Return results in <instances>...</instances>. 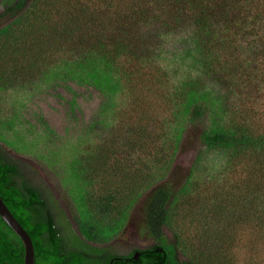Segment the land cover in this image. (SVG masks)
<instances>
[{"label":"trees","instance_id":"16d2710c","mask_svg":"<svg viewBox=\"0 0 264 264\" xmlns=\"http://www.w3.org/2000/svg\"><path fill=\"white\" fill-rule=\"evenodd\" d=\"M0 5V38L11 30L22 38L8 59L16 64L9 73L77 77L105 94L127 135L146 130L166 135L170 129L164 125L175 124V151L185 130L199 127L197 138L205 148L227 152L222 166L227 178L218 181L213 199L225 197L230 224L223 233L214 231L213 239L202 235L205 246H199L205 252L211 250L208 243L214 245L216 264L242 263L231 251L239 247L245 264H264V0H0ZM157 35L183 45L173 57L190 75L178 84L156 63ZM221 80L244 90L235 110ZM4 142L0 138V197L29 233L35 264L107 262L118 253L107 243L142 193L140 226L154 243L133 248L127 254L132 264H204L179 259L180 237L163 232L193 170L177 187L164 179L167 166L146 188L126 187L125 197L115 188L94 198L84 192L73 203V234L55 200L32 180L31 166ZM221 242L229 254L217 252ZM23 258L20 237L0 216V264H23Z\"/></svg>","mask_w":264,"mask_h":264},{"label":"rangeland","instance_id":"374dc122","mask_svg":"<svg viewBox=\"0 0 264 264\" xmlns=\"http://www.w3.org/2000/svg\"><path fill=\"white\" fill-rule=\"evenodd\" d=\"M158 36L154 49L161 57L156 63L167 70L166 78L172 84H178L190 75L173 57L183 45L174 38L161 40ZM18 38L22 41L16 30L0 38V71L5 72L0 79V138L6 141L10 153L31 166L27 171L32 180L55 200L67 229L76 234L71 211L84 192L94 198L115 188L121 189L120 195L125 197L126 187L146 188L164 176L167 166L164 179L177 187L193 170L189 187L178 196V205L163 232L168 237L176 232L180 237L179 259L216 264L212 260L214 245L205 240L211 250L204 252L205 248H201L205 246L202 235L212 238L214 231L223 233L230 224L232 210L225 206V197L217 202L213 199L218 181L227 178L222 166L228 153L205 148L197 138L199 127L185 130L175 151V124L171 128L164 125L170 129L166 135L151 130L127 135L128 128L120 126L117 111H112L105 94L77 77L31 71L9 73L16 66L8 59L15 54ZM221 82V91L229 96L228 105L235 110L244 98V90L230 82L227 85V80ZM165 111L170 115V110ZM142 198L143 193L129 209L122 230L107 243L109 249L128 252L147 245L149 236L140 226ZM215 246H220L217 252L221 254L233 251L242 260L239 264H245L243 247L226 251L229 246L222 242Z\"/></svg>","mask_w":264,"mask_h":264},{"label":"water","instance_id":"95a60500","mask_svg":"<svg viewBox=\"0 0 264 264\" xmlns=\"http://www.w3.org/2000/svg\"><path fill=\"white\" fill-rule=\"evenodd\" d=\"M0 216L10 226V228L20 237L24 246V258L23 264H35L34 263V247L32 239L23 225L13 215L9 207L4 200L0 197ZM138 251L135 252L133 258L136 259Z\"/></svg>","mask_w":264,"mask_h":264},{"label":"flooded vegetation","instance_id":"af4514ba","mask_svg":"<svg viewBox=\"0 0 264 264\" xmlns=\"http://www.w3.org/2000/svg\"><path fill=\"white\" fill-rule=\"evenodd\" d=\"M154 243V240L152 237H148V243L146 246H149L151 244ZM145 246V247H146ZM128 252H118L117 254H112L111 257L108 258V261H101L98 264H132V262L130 261V257L127 256ZM139 252V251H138ZM139 253L137 258L139 257Z\"/></svg>","mask_w":264,"mask_h":264}]
</instances>
